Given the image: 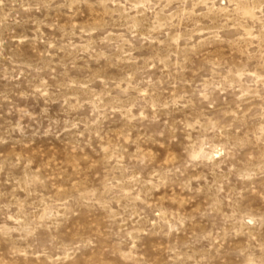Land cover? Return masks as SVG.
<instances>
[{"label":"rangeland","instance_id":"1","mask_svg":"<svg viewBox=\"0 0 264 264\" xmlns=\"http://www.w3.org/2000/svg\"><path fill=\"white\" fill-rule=\"evenodd\" d=\"M0 264H264V0H0Z\"/></svg>","mask_w":264,"mask_h":264}]
</instances>
